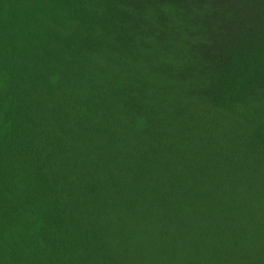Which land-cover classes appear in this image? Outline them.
Here are the masks:
<instances>
[{
    "label": "trees",
    "instance_id": "16d2710c",
    "mask_svg": "<svg viewBox=\"0 0 264 264\" xmlns=\"http://www.w3.org/2000/svg\"><path fill=\"white\" fill-rule=\"evenodd\" d=\"M0 264H264V0H0Z\"/></svg>",
    "mask_w": 264,
    "mask_h": 264
},
{
    "label": "rangeland",
    "instance_id": "374dc122",
    "mask_svg": "<svg viewBox=\"0 0 264 264\" xmlns=\"http://www.w3.org/2000/svg\"><path fill=\"white\" fill-rule=\"evenodd\" d=\"M129 257H126L127 259H125V260H127V262H130V261H132V262H136V259L134 258V260L135 261H133V260H129L132 256H133V254H132V251H131V253L129 252V255H128ZM139 263H140V261H139Z\"/></svg>",
    "mask_w": 264,
    "mask_h": 264
}]
</instances>
